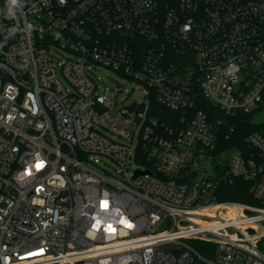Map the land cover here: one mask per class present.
Segmentation results:
<instances>
[{
	"label": "built area",
	"instance_id": "built-area-1",
	"mask_svg": "<svg viewBox=\"0 0 264 264\" xmlns=\"http://www.w3.org/2000/svg\"><path fill=\"white\" fill-rule=\"evenodd\" d=\"M7 7L0 264H264V132L247 136L249 151L214 155L219 131L197 108L199 97L235 117L264 108V0ZM103 70L135 82L141 101L119 104L124 85L102 86ZM152 100L175 125L150 114ZM217 165L251 181L262 206L219 201ZM191 241L215 244L216 257Z\"/></svg>",
	"mask_w": 264,
	"mask_h": 264
},
{
	"label": "trees",
	"instance_id": "trees-1",
	"mask_svg": "<svg viewBox=\"0 0 264 264\" xmlns=\"http://www.w3.org/2000/svg\"><path fill=\"white\" fill-rule=\"evenodd\" d=\"M197 108L207 112L213 124L219 131L220 141L212 153L220 155L225 151L241 149L249 151L251 147L247 144V136L255 131L264 132V123H256L253 121V115L230 116L213 105L204 97H199ZM150 114L154 117H161L167 125H175L179 117L178 114L167 110L159 105L156 100H152L150 104ZM136 162L142 166L145 165L140 159ZM225 162V160H224ZM216 172L219 178L218 183V200L222 202L242 203L250 206H262L261 202L255 197L253 192V183L244 178H223L224 170L216 166ZM191 245L204 258L210 260L217 255V247L215 244L203 241H191ZM196 264H207L199 260Z\"/></svg>",
	"mask_w": 264,
	"mask_h": 264
},
{
	"label": "rangeland",
	"instance_id": "rangeland-1",
	"mask_svg": "<svg viewBox=\"0 0 264 264\" xmlns=\"http://www.w3.org/2000/svg\"><path fill=\"white\" fill-rule=\"evenodd\" d=\"M100 77V84L103 85H109L114 84V80L119 81L124 85V90L122 91L120 95V102L119 104L125 103L127 105L137 101H141V92L139 90H133L134 87L138 88L137 84L131 80H128L126 78H123L121 76H118L115 72L111 70H103L102 72L98 73L97 75ZM124 100V101H123ZM253 121L256 123H264V108L261 109L259 112H256L253 114ZM231 156V153H226L225 156H223L225 159L229 160ZM131 169L135 170L137 168H140L139 164L133 160L131 164Z\"/></svg>",
	"mask_w": 264,
	"mask_h": 264
},
{
	"label": "clouds",
	"instance_id": "clouds-1",
	"mask_svg": "<svg viewBox=\"0 0 264 264\" xmlns=\"http://www.w3.org/2000/svg\"><path fill=\"white\" fill-rule=\"evenodd\" d=\"M19 7H22V0H8L7 15L14 17Z\"/></svg>",
	"mask_w": 264,
	"mask_h": 264
},
{
	"label": "water",
	"instance_id": "water-1",
	"mask_svg": "<svg viewBox=\"0 0 264 264\" xmlns=\"http://www.w3.org/2000/svg\"><path fill=\"white\" fill-rule=\"evenodd\" d=\"M144 108H145V105L144 104H142V105H140V106H137L136 104H134V105H132V106H129L127 109H128V111L129 112H132V111H136V112H140V113H142L143 111H144ZM140 173H142V174H147L148 172L146 171V172H140V171H138L137 172V174H140ZM166 228V222H164L160 227H159V231H162V230H164Z\"/></svg>",
	"mask_w": 264,
	"mask_h": 264
}]
</instances>
